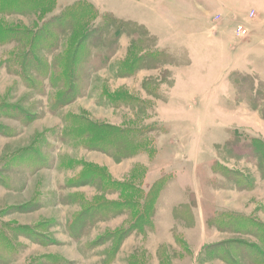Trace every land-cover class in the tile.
Here are the masks:
<instances>
[{
  "label": "rangeland",
  "instance_id": "rangeland-1",
  "mask_svg": "<svg viewBox=\"0 0 264 264\" xmlns=\"http://www.w3.org/2000/svg\"><path fill=\"white\" fill-rule=\"evenodd\" d=\"M263 177L264 0H0V264H264Z\"/></svg>",
  "mask_w": 264,
  "mask_h": 264
},
{
  "label": "trees",
  "instance_id": "trees-1",
  "mask_svg": "<svg viewBox=\"0 0 264 264\" xmlns=\"http://www.w3.org/2000/svg\"><path fill=\"white\" fill-rule=\"evenodd\" d=\"M12 1V0H11ZM83 11H86V12H90V11H94V9H93V7H91V5H89V4H86V3H83V2H81V3H77L76 4V7H75V9L73 10V12H72V10H71V17H77L78 19H77V22L81 19L80 17L83 15L82 13H83ZM90 15V14H89ZM88 15V16H89ZM108 16V15H107ZM110 16V15H109ZM111 17V16H110ZM113 17V16H112ZM113 21V20H112ZM107 27L109 26H111L113 23L112 22H105L104 23ZM120 31V28L118 27V30H117V33H120L119 32ZM152 126L151 125H147V126H144V127H141L140 128V130H138V128H137V130L139 131V135H140V138H141V140H143V141H147V137H146V134L144 135V133H145V131L146 130H148V129H150ZM64 134V133H63ZM138 135V136H139ZM233 139H235L236 140V138H233ZM233 139H231V140H229L228 142L229 143H231V141L233 140ZM238 146V144H235V143H232L231 144V146H230V148L231 149H236V147ZM243 147H245L246 149L247 148H249V146H245V145H243ZM253 147H255V146H253ZM257 149V148H256ZM257 151V153H258V149L256 150ZM264 178V177H263ZM226 214H227V212H226ZM227 217V216H226ZM234 228H236L238 225L237 224H233L232 225Z\"/></svg>",
  "mask_w": 264,
  "mask_h": 264
},
{
  "label": "built area",
  "instance_id": "built-area-1",
  "mask_svg": "<svg viewBox=\"0 0 264 264\" xmlns=\"http://www.w3.org/2000/svg\"><path fill=\"white\" fill-rule=\"evenodd\" d=\"M239 31H245V30H242V27H241Z\"/></svg>",
  "mask_w": 264,
  "mask_h": 264
},
{
  "label": "crops",
  "instance_id": "crops-1",
  "mask_svg": "<svg viewBox=\"0 0 264 264\" xmlns=\"http://www.w3.org/2000/svg\"><path fill=\"white\" fill-rule=\"evenodd\" d=\"M262 181V180H261Z\"/></svg>",
  "mask_w": 264,
  "mask_h": 264
}]
</instances>
